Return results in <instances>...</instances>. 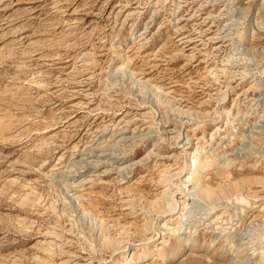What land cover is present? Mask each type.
<instances>
[{
    "label": "rangeland",
    "instance_id": "1",
    "mask_svg": "<svg viewBox=\"0 0 264 264\" xmlns=\"http://www.w3.org/2000/svg\"><path fill=\"white\" fill-rule=\"evenodd\" d=\"M128 253L264 264V0H0V264Z\"/></svg>",
    "mask_w": 264,
    "mask_h": 264
},
{
    "label": "bare ground",
    "instance_id": "2",
    "mask_svg": "<svg viewBox=\"0 0 264 264\" xmlns=\"http://www.w3.org/2000/svg\"><path fill=\"white\" fill-rule=\"evenodd\" d=\"M199 170H201V168H198V169L196 170V172L194 171V174H193L194 177L196 176V174L198 173ZM193 176H192V177H193ZM177 253H178V252H176L175 255H176ZM175 255H174V256H175ZM122 256H123V257H122V258H123L122 260L124 261L123 264H127L130 260H132L131 256H129V253H128L127 255H126V254H123Z\"/></svg>",
    "mask_w": 264,
    "mask_h": 264
}]
</instances>
